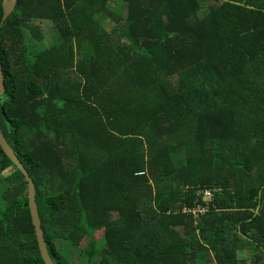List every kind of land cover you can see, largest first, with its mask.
Instances as JSON below:
<instances>
[{"label": "trees", "instance_id": "1", "mask_svg": "<svg viewBox=\"0 0 264 264\" xmlns=\"http://www.w3.org/2000/svg\"><path fill=\"white\" fill-rule=\"evenodd\" d=\"M0 51L54 264H264V0H17ZM0 182V264H45L1 145Z\"/></svg>", "mask_w": 264, "mask_h": 264}, {"label": "water", "instance_id": "2", "mask_svg": "<svg viewBox=\"0 0 264 264\" xmlns=\"http://www.w3.org/2000/svg\"><path fill=\"white\" fill-rule=\"evenodd\" d=\"M16 4H17V0H4L3 1L2 5L4 7V16L1 22L0 35L2 32V26L5 24L8 16H10V14L13 12L14 8L16 7ZM5 93H6V79L4 75L3 65L1 62V51H0V98ZM0 145L2 146L7 157H9L10 160L22 171V173L25 175L27 179L29 207H30L33 224L35 227L39 250H40L42 259L44 260L45 264H54L48 252L45 237H44V232L41 226V219H40V215L38 211V204L36 200V188H35L34 180L30 176V174L27 172L24 165L21 163V161L19 160V158L17 157L13 149L7 143L5 139V134L3 133L1 127H0Z\"/></svg>", "mask_w": 264, "mask_h": 264}, {"label": "rangeland", "instance_id": "3", "mask_svg": "<svg viewBox=\"0 0 264 264\" xmlns=\"http://www.w3.org/2000/svg\"><path fill=\"white\" fill-rule=\"evenodd\" d=\"M43 31L45 33V37H50L51 33H50V28L48 26H44ZM32 36H33L32 34L28 35V43H29V47L32 48V51H33L34 46H30V44L36 43L37 40H36V38H33L34 36L33 37ZM6 173H8V171H6L4 173V176L6 175ZM4 187H5L4 182H0V193H1V191H3ZM191 227L193 228V226H191ZM94 235H95V238L97 240L96 251L98 254H100L102 247H104V245H105L104 231L101 230V231L95 233ZM87 245H88L87 241L84 242L82 250L83 249L85 250ZM64 253H67L68 256L70 257L71 261H73L74 263H78L81 260L79 251H69V250H66V248H65Z\"/></svg>", "mask_w": 264, "mask_h": 264}, {"label": "built area", "instance_id": "4", "mask_svg": "<svg viewBox=\"0 0 264 264\" xmlns=\"http://www.w3.org/2000/svg\"><path fill=\"white\" fill-rule=\"evenodd\" d=\"M199 196H203L205 200V204L201 202H196L193 206H186L184 208L185 212L191 213L194 216L195 224H197L200 217L207 213L210 208L211 201L214 198L215 189H201L199 188L197 191Z\"/></svg>", "mask_w": 264, "mask_h": 264}]
</instances>
